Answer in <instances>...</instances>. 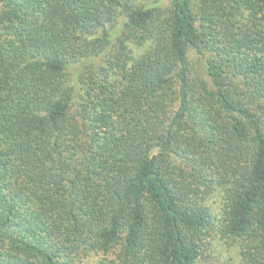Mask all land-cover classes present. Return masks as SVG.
I'll use <instances>...</instances> for the list:
<instances>
[{"label":"trees","instance_id":"trees-1","mask_svg":"<svg viewBox=\"0 0 264 264\" xmlns=\"http://www.w3.org/2000/svg\"><path fill=\"white\" fill-rule=\"evenodd\" d=\"M218 238L264 264V0H0V264Z\"/></svg>","mask_w":264,"mask_h":264},{"label":"rangeland","instance_id":"rangeland-1","mask_svg":"<svg viewBox=\"0 0 264 264\" xmlns=\"http://www.w3.org/2000/svg\"><path fill=\"white\" fill-rule=\"evenodd\" d=\"M216 204L214 205L215 213L217 216H221V197L218 195L216 199ZM215 245L217 247V251H220L222 254V261L223 264H226V260H229L231 257H234L236 259V263L240 261V249L239 245L237 243H229L224 239L218 238L215 242ZM234 263V264H236Z\"/></svg>","mask_w":264,"mask_h":264}]
</instances>
